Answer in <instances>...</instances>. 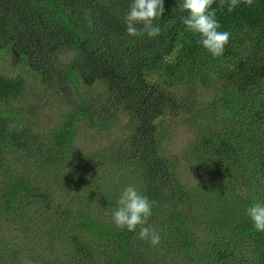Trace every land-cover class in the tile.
I'll return each instance as SVG.
<instances>
[{
	"label": "trees",
	"instance_id": "16d2710c",
	"mask_svg": "<svg viewBox=\"0 0 264 264\" xmlns=\"http://www.w3.org/2000/svg\"><path fill=\"white\" fill-rule=\"evenodd\" d=\"M130 3L0 0V264H145L140 226L112 219L129 185L157 202L145 226L168 230L174 257L163 264H264V232L246 214L264 203V0L231 13L214 0L231 32L220 57L180 21L181 0H163L156 37L127 34ZM30 76L59 95L61 121L42 123ZM117 112L128 126L109 150L78 147L80 122L107 133ZM15 153L48 180L10 171ZM82 175L94 180L86 197L70 178ZM206 232L218 243L202 245Z\"/></svg>",
	"mask_w": 264,
	"mask_h": 264
},
{
	"label": "clouds",
	"instance_id": "9594fccd",
	"mask_svg": "<svg viewBox=\"0 0 264 264\" xmlns=\"http://www.w3.org/2000/svg\"><path fill=\"white\" fill-rule=\"evenodd\" d=\"M243 2L248 6L253 4V0H243ZM213 3L214 0H181L180 10L187 15L180 16L179 19L187 30L199 34L201 39L198 43L203 48L213 57H220L230 41L231 32L219 30L221 25L216 18V10L211 8ZM224 3L225 0H221L220 6L223 7ZM239 3L240 0H228L227 11L231 13ZM164 11L163 0H131L129 11L124 17L127 34L133 37L144 34L148 37L158 36L161 29L154 21L162 17ZM88 24L91 26V19H88ZM156 203L154 200H149L135 186L129 185L119 196L118 207L112 214L113 223L120 229L126 228L129 232H134L137 226H140L139 238L153 246L158 245L161 242L159 232L153 227L145 226ZM246 214L254 228L264 232V203H253L246 209ZM21 264H33V262L25 256Z\"/></svg>",
	"mask_w": 264,
	"mask_h": 264
},
{
	"label": "rangeland",
	"instance_id": "374dc122",
	"mask_svg": "<svg viewBox=\"0 0 264 264\" xmlns=\"http://www.w3.org/2000/svg\"><path fill=\"white\" fill-rule=\"evenodd\" d=\"M61 59L63 60L64 64L68 63L69 54L64 53L61 56ZM10 69L18 70V68L15 65H11ZM28 79L31 81L29 82L30 85H32V87L36 91L35 93L34 92L33 93L38 94L37 96H39V98L42 99L39 102V109H38V116L43 120L42 123H46L48 124V126H52L55 122L61 121L59 115L61 112L62 104H61L59 95L58 94L49 95V93L46 91L47 89L36 85V83L33 81L31 76ZM91 87H93V85L89 84L88 88H91ZM189 90L190 89H188L187 92H185L184 90L185 95L189 92ZM192 94L196 95V93H192ZM27 99H28V102L34 101L32 94L29 95ZM16 105L17 107L23 106V105L26 106L25 104L18 103V102H16ZM116 116H117V123H115V127L112 130H110V132L98 134V135H96L95 132L88 131L85 123L83 121L80 122L78 124L77 135L75 137L76 144L78 145V147L82 149L83 151H91V152H98V153L103 152L104 149L109 150L111 148L109 147L111 143L117 137L123 136L122 134L124 130L126 129V127L128 126V123H127L128 115L126 113L117 112ZM49 120H51L50 123H48ZM179 139H181L180 136H178L176 140V145L175 144L169 145V148H171L174 152L176 151V146H177V142L179 141ZM7 158L11 159L8 161L9 165L10 166L12 165L10 168V171H18L25 167L26 171H28L25 177L29 178L30 180L36 181L39 178L42 179V177L43 179L48 180V176L45 172L43 173V176H41V174L38 175L37 172L39 169L36 168V165L34 166L31 161H26L23 159L21 160V157L18 153L11 154ZM26 164H29L30 166ZM0 165L5 166L4 162L1 163ZM183 172H184V175H181V177L185 178L189 171L186 170V168L184 167ZM8 174H11V173L8 172ZM70 178L73 180L72 183L75 184L73 192L86 197V194L84 193L85 191L83 189L86 187L87 184L92 183L94 180H89L86 175H82L78 178H76V176L70 177ZM46 185L49 188L50 184L48 183ZM78 186H81V189L79 191L77 189ZM159 224L160 223H156L154 225H151L150 227L155 228L159 232L161 236L160 244L153 246L148 241L141 240L140 238L137 242V248L143 253L145 264H163L162 263L163 261H168L170 258L174 257L171 251V246L164 243L163 238H162L163 235H165L168 232V230L162 229V227ZM193 231L196 233L198 240H201L203 236V231L201 230V228L198 226L193 227ZM208 239L212 241V245H213V244L218 243V240L220 238L213 237L212 234L206 232L203 237L202 245L206 246L205 243L203 242ZM209 253L212 254V256L214 255L211 252ZM176 258L178 261L179 257H176Z\"/></svg>",
	"mask_w": 264,
	"mask_h": 264
}]
</instances>
